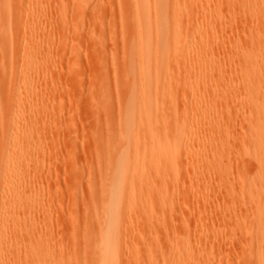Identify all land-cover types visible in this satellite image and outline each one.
I'll return each mask as SVG.
<instances>
[{"label": "bare ground", "instance_id": "bare-ground-1", "mask_svg": "<svg viewBox=\"0 0 264 264\" xmlns=\"http://www.w3.org/2000/svg\"><path fill=\"white\" fill-rule=\"evenodd\" d=\"M118 1L127 19L122 33V74L126 79V93L119 116L110 122L117 149L109 153L104 167L107 172L101 187L104 198L98 208L90 210L99 233L95 245L96 264L120 262L124 248L121 236L125 249L130 244L136 252L148 250V258L156 255L162 264L207 262L202 257L203 245L196 246L200 242L195 243L186 228L175 230L167 237L165 222H171L175 214V198L182 196L176 193L182 184L185 193L194 191L198 199L209 195L212 189L216 192L228 185L226 177L230 175H224L229 172L224 169L223 156L229 143L224 139L228 136L223 138L221 134L227 126V110H232L230 104L236 113L242 112V108L245 113L250 112L251 126L242 152L247 158H253L250 162L256 176L252 181L263 189L260 198L253 201L258 212L256 226L247 234L250 237L248 243L264 252V92L261 97L256 86L264 58L259 57L260 63L258 61L255 66L247 64L251 54L246 48L232 54L241 73L235 85L241 88L232 82L227 86L218 85L223 73L230 69L228 58L219 63L211 60V54L223 43V28L233 26L239 20L235 10V16L229 18L233 14L232 2H237L238 6L233 4L242 16L248 18L259 14L263 20L264 10L259 8L264 0ZM93 2L73 0L70 3L75 24L83 22ZM48 3V0H0V264H52L54 251L58 249L50 235V220L43 215L45 213L39 212L46 210L48 203L39 195L41 191L43 194L44 186L40 185L43 164L38 144L41 130L50 122L41 121L39 113L29 109L31 103L43 99V94L38 95L42 89L39 79L55 71L51 64L42 66L49 62V50L57 38L50 34L52 19L45 10ZM17 6L25 9L26 15L15 54L12 46L16 37L14 28L20 19ZM60 6L56 5L57 10ZM224 7L228 10L226 14L231 15L214 18ZM58 20L59 25L67 23L64 15ZM42 27L46 29L42 31ZM10 41L11 45L8 44ZM11 63L16 68L10 66ZM113 69L112 65L115 74ZM171 70L177 73L175 83L170 79ZM8 72H12L11 75ZM186 74L191 77L184 78ZM242 87L246 92H242ZM186 94L189 95L188 104ZM236 147L240 146L236 144ZM217 172H221V177L209 180V190H204L207 178ZM180 181L183 183L179 184ZM217 193L214 196L219 198ZM135 211H138L137 217ZM165 238H169L168 244L166 241L168 249L162 253L155 241ZM143 257L138 256L137 262L147 256ZM124 258L126 263L129 258L126 254ZM249 264H264V260H252Z\"/></svg>", "mask_w": 264, "mask_h": 264}, {"label": "rangeland", "instance_id": "rangeland-1", "mask_svg": "<svg viewBox=\"0 0 264 264\" xmlns=\"http://www.w3.org/2000/svg\"><path fill=\"white\" fill-rule=\"evenodd\" d=\"M48 1L50 3L47 4L45 10L52 19V23L49 21L52 27L50 34L57 35V38L53 48L49 50V62L42 66L51 64L55 71L50 72L43 79H39L40 89H42L38 95L43 94V99L39 102L34 101L29 106L33 113H39L41 121L50 122L49 128L45 126L41 130L42 135L38 144L43 164L40 169V181H42L40 185L44 186L43 194L42 191L38 194L44 197L45 203H48L45 204L47 209L39 212L45 213L43 215L50 220L52 224L50 235L53 236L52 240L58 248L54 251L55 260L52 261V264H96L95 245L99 240V233L96 231L97 222H92L90 210L93 211L101 205L104 198L101 187L107 179L104 167L107 164L109 153L117 149L116 139L110 131L113 124L110 122H114L119 116L120 104L126 93V79L122 74V50L124 47L122 33L126 28L127 19L124 17L118 0H94L93 5L91 4L90 9L86 12L83 22L76 24L73 21L74 15L70 4L73 0ZM234 2L237 5L236 1L232 2V5L236 7L234 9L232 6V15L231 13L226 14L228 11L226 7L214 15V18H227L226 16L229 14L231 15L229 18H231L235 16V12L239 18L233 26L226 25L223 28L224 35H221L223 43L211 54V60L217 63L225 57L228 58L230 69L225 71L217 82L218 85L223 86H227L228 82L235 85L241 76L238 61L232 59V54L237 49L244 47L243 49L248 50L247 53L251 54V58L247 61L249 65H257L261 56L264 58V18L261 20L262 17L259 14L254 17L248 16V18L245 15L242 16L238 5H234ZM57 4L61 5L58 10ZM261 4L259 9L264 10V2ZM20 8L16 7L20 22L18 21L14 28L16 37L12 46H14L15 54L23 34L26 15L25 9ZM60 10L62 13H59ZM233 10L235 11L233 12ZM63 15L67 17V23L59 25L60 19L58 20V18ZM255 17H260L262 22L259 19L256 20ZM58 21L59 23H57ZM43 27L42 31L46 29ZM254 38L256 39L254 40ZM260 39L263 41L260 42ZM8 44L11 45V41ZM15 54L14 56H16ZM112 65L113 71L116 70L115 74L112 72ZM10 66L16 68L12 63ZM260 70L261 72L263 70V75H260L261 72L258 74L260 77L257 78L256 86L260 89L262 97L264 64L261 65ZM11 73L8 72V75ZM169 73L171 74L170 79L175 83L177 73L173 70ZM190 75L186 74L184 78L188 79L191 77ZM236 87L241 88L240 86ZM242 90L243 93L246 92L243 87ZM186 96L188 104L190 102L189 95L186 94ZM229 107L232 110L229 108L228 110L234 114L230 117L232 114L227 110L226 117L228 120L232 118V121L226 119L225 134H221L222 137L228 136L223 137L229 143L227 151L234 150L228 153L226 151L223 156L224 169L229 172L224 175H230L229 178L226 177L228 185H223V189L220 187L218 191L216 189V192L212 189L211 194L207 192L212 197V199L208 197L210 198L208 200L206 198L209 196L208 194L205 195L206 197L198 199L194 191L185 193L182 189L183 181H180L179 184L182 185L176 194L181 193L182 196H176L175 214L172 216L171 222H165L167 237L171 236L175 230L186 228L185 230L190 232V237L195 238V243L200 242L196 246L203 245L202 253L204 254L202 257L207 261L205 264H249L252 260H264L262 248L253 247L248 243L250 237L247 234V231L253 230L256 226L255 216L258 215V212L255 210L253 201L255 198H260L263 189L254 185L252 181L256 176V170L250 162L253 161V158H247L242 152L250 131L251 125L248 120L250 112L247 109L249 113H245V108H242V112L236 113L231 104ZM236 144L240 147H236ZM238 152H240L239 155ZM220 174L221 172H217L211 178H207L208 181H205L203 189L209 190V180L219 179ZM231 181L233 186H230ZM215 193L220 195L219 198L214 196ZM248 193L251 194L246 195ZM135 215L138 216V211H135ZM121 238L124 248L118 264H162L156 255L148 258L150 255L148 250L142 254L133 250L130 244L128 249H125L124 237L121 236ZM168 240L169 238L159 240L157 243L155 241L157 249H160L162 253H166L168 249L166 246ZM257 240H253V242ZM125 254L129 258L126 263ZM140 255L147 256L145 258L147 261L143 257L138 263L137 259ZM153 257H156L154 262Z\"/></svg>", "mask_w": 264, "mask_h": 264}]
</instances>
